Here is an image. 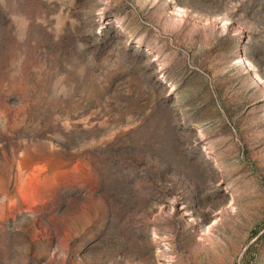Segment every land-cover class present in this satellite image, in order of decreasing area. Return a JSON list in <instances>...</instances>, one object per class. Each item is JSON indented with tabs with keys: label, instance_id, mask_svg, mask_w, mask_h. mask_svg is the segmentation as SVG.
<instances>
[{
	"label": "rangeland",
	"instance_id": "374dc122",
	"mask_svg": "<svg viewBox=\"0 0 264 264\" xmlns=\"http://www.w3.org/2000/svg\"><path fill=\"white\" fill-rule=\"evenodd\" d=\"M0 264H264V0H0Z\"/></svg>",
	"mask_w": 264,
	"mask_h": 264
}]
</instances>
